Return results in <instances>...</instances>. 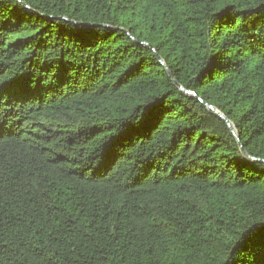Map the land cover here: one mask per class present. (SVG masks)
I'll list each match as a JSON object with an SVG mask.
<instances>
[{
  "label": "trees",
  "instance_id": "1",
  "mask_svg": "<svg viewBox=\"0 0 264 264\" xmlns=\"http://www.w3.org/2000/svg\"><path fill=\"white\" fill-rule=\"evenodd\" d=\"M0 264H264V0H0Z\"/></svg>",
  "mask_w": 264,
  "mask_h": 264
},
{
  "label": "water",
  "instance_id": "2",
  "mask_svg": "<svg viewBox=\"0 0 264 264\" xmlns=\"http://www.w3.org/2000/svg\"><path fill=\"white\" fill-rule=\"evenodd\" d=\"M159 59V58H158ZM160 60V59H159ZM161 64L163 65V63L161 62ZM168 75L170 78H172V75L168 72ZM174 82V81H173ZM174 85L176 87H178V89H180L185 95H191L193 97H195L194 95H192V93L184 90L182 87L178 86L175 82H174ZM200 103L203 104V106L208 110L210 111L214 116H216L219 120H221L225 125L226 127L228 128V130L230 131L231 135L233 136V138L236 140L237 144H238V147L242 153V155L247 159V160H250V161H254V162H258L260 160H256L254 158H250L242 149L241 147V143H240V140H239V137L233 127V125L224 117V115H222L218 110H216L214 107L204 103L201 99H198Z\"/></svg>",
  "mask_w": 264,
  "mask_h": 264
}]
</instances>
